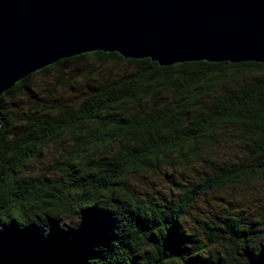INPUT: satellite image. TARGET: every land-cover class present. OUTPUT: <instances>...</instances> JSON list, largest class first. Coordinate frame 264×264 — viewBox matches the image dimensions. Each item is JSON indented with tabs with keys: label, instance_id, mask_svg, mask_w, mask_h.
Segmentation results:
<instances>
[{
	"label": "trees",
	"instance_id": "trees-1",
	"mask_svg": "<svg viewBox=\"0 0 264 264\" xmlns=\"http://www.w3.org/2000/svg\"><path fill=\"white\" fill-rule=\"evenodd\" d=\"M88 60L126 68L86 78L77 100L31 86ZM15 96L31 104H9ZM0 121V223H14L0 232V264H264V213L221 195L264 181L263 63L161 66L88 52L17 82L0 97ZM160 175L172 187L141 185ZM111 241L105 257L93 250Z\"/></svg>",
	"mask_w": 264,
	"mask_h": 264
},
{
	"label": "water",
	"instance_id": "water-1",
	"mask_svg": "<svg viewBox=\"0 0 264 264\" xmlns=\"http://www.w3.org/2000/svg\"><path fill=\"white\" fill-rule=\"evenodd\" d=\"M93 51L161 66L264 64V0H0V97Z\"/></svg>",
	"mask_w": 264,
	"mask_h": 264
},
{
	"label": "rangeland",
	"instance_id": "rangeland-1",
	"mask_svg": "<svg viewBox=\"0 0 264 264\" xmlns=\"http://www.w3.org/2000/svg\"><path fill=\"white\" fill-rule=\"evenodd\" d=\"M99 62H95V60H88L86 63L77 64V63H70L66 66V72L62 76V82L56 83L55 80H53V75L55 73H51L50 77L51 79H45V78H36L31 82V86L34 88V90L38 91L40 95L43 93H46L45 95H49L50 98L60 99V97H63L64 99H73L77 100L78 95L82 93L85 89V79L86 78H101L110 74L115 75L118 71L124 70L126 68V65H111L109 69H102L99 66ZM74 70V77L71 78V70ZM96 69V70H94ZM97 73V76L95 74ZM64 82V83H63ZM47 89H50L53 91V94H48L49 91ZM43 92V93H42ZM25 96V94L23 95ZM34 100V99H33ZM9 104H13V106H21L22 108H25L27 104H31V101L28 97H21V96H15L11 100H8ZM54 148H51V154H49L46 158V161L52 160ZM53 154V155H52ZM183 177H190L195 176L197 173H192L189 171L183 172ZM182 173V175H183ZM192 173V174H191ZM170 175V173H168ZM171 176V175H170ZM156 182L152 184L150 180H144L141 178V182L145 188H148V190L151 191H166L168 188L172 187V184L168 182V180L163 176L160 175L156 177ZM239 192V194H237ZM226 194V195H225ZM237 194V195H236ZM221 195L228 197L231 195L232 197L237 196H247L249 199L246 201L247 203L243 204L240 203L242 209L245 210L248 215L251 217L257 218L262 213H264V181H257L252 184H250L248 187H242L241 189L238 188L235 190H228V192L221 193ZM237 204H235L233 207H235ZM251 208H250V207ZM238 210V208H235ZM240 209V208H239ZM193 215L189 216V220L191 224H195V219L193 216L195 215V211H192ZM241 212V211H240Z\"/></svg>",
	"mask_w": 264,
	"mask_h": 264
},
{
	"label": "clouds",
	"instance_id": "clouds-1",
	"mask_svg": "<svg viewBox=\"0 0 264 264\" xmlns=\"http://www.w3.org/2000/svg\"><path fill=\"white\" fill-rule=\"evenodd\" d=\"M114 221H115V220H114ZM63 223H65L63 220H53V221L51 222V227H52V229H53V224H55V225H57L58 228H60V225L63 224ZM13 224H14V223H12V224H3V223H0V232H4L6 228H10V227H12ZM15 225L18 227V229H19L20 231L24 230L26 227H29V226H27V225L19 224V223H15ZM31 227H32V228H33V227L37 228L38 226H36V225H32ZM65 227L67 228V231H68V232L71 231V232H77V233H78V232L81 231V230H80V231H77V230L74 229V228L72 227V225H70V224H66ZM38 229H39V231H40L41 233L44 232V228H43V227H38ZM81 229H82V228H81ZM117 229H118V223L115 221L114 227H113V229H112V234L115 235L116 232H117ZM113 240H114V239H113ZM113 240H112V241H113ZM112 241H111V243H110L107 247H105V245H104L103 243H101V244L95 246L93 250H94V251H103V254H104V257H105V254H106L107 252H111V251L114 250V249H113V246H112ZM127 256H128V258H130V259L132 260L134 257H139V254H138V252H137V250H136L135 247H129L128 250H127ZM96 259H97V258H91V259H89L88 264H92V262H93L94 260H96ZM125 264H127V261H126V260H125Z\"/></svg>",
	"mask_w": 264,
	"mask_h": 264
}]
</instances>
